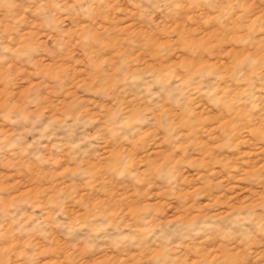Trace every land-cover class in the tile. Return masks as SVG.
Returning <instances> with one entry per match:
<instances>
[{
    "label": "rangeland",
    "instance_id": "rangeland-1",
    "mask_svg": "<svg viewBox=\"0 0 264 264\" xmlns=\"http://www.w3.org/2000/svg\"><path fill=\"white\" fill-rule=\"evenodd\" d=\"M0 264H264V0H0Z\"/></svg>",
    "mask_w": 264,
    "mask_h": 264
}]
</instances>
